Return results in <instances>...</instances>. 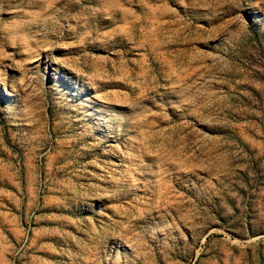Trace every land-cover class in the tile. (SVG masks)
<instances>
[{"label":"rangeland","instance_id":"374dc122","mask_svg":"<svg viewBox=\"0 0 264 264\" xmlns=\"http://www.w3.org/2000/svg\"><path fill=\"white\" fill-rule=\"evenodd\" d=\"M0 264H264V0H0Z\"/></svg>","mask_w":264,"mask_h":264}]
</instances>
